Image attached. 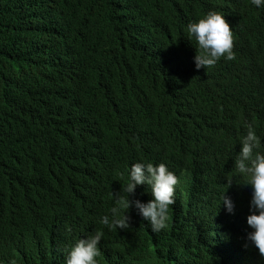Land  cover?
<instances>
[{
  "label": "trees",
  "instance_id": "1",
  "mask_svg": "<svg viewBox=\"0 0 264 264\" xmlns=\"http://www.w3.org/2000/svg\"><path fill=\"white\" fill-rule=\"evenodd\" d=\"M212 10L235 56L197 69L186 25ZM249 122L264 136V9L249 0H0V240L46 219L39 233L63 241L78 221L104 233L99 264H264L234 162ZM137 161L179 178L157 234L135 208L129 227L101 222Z\"/></svg>",
  "mask_w": 264,
  "mask_h": 264
},
{
  "label": "clouds",
  "instance_id": "2",
  "mask_svg": "<svg viewBox=\"0 0 264 264\" xmlns=\"http://www.w3.org/2000/svg\"><path fill=\"white\" fill-rule=\"evenodd\" d=\"M249 4L257 10L264 9V0H249ZM186 32L189 40L195 41L194 62L197 69L214 66L222 57L234 58L233 31L221 12L212 10L197 22H189ZM246 127V134L240 142L241 150L234 162L236 170L246 181L244 185H251L252 188L250 214L246 223L253 231L248 233L246 239L264 256V151L261 150L264 149V136L257 134L253 123H247ZM127 171V182L123 186L125 195H113L125 211L113 208V215H104L101 222L114 229L129 227L130 216L127 212L135 208L137 214L147 221L145 226L152 233L161 232L167 227L170 206L176 202L175 186L179 178L163 162L154 164L137 161L129 165ZM139 185L147 186L145 191L152 196L148 202L130 198ZM225 193L221 204L227 212L233 213L235 204ZM45 220L41 223L34 220L22 229L11 230L9 237L0 240V248L6 250L0 252V264H99L98 259L102 255L100 242L104 235L102 230L93 233L89 225L68 221L66 225L76 224L79 229L63 235L61 241L53 234L39 233L38 229ZM56 224H53L55 231ZM35 230L37 233L34 234Z\"/></svg>",
  "mask_w": 264,
  "mask_h": 264
}]
</instances>
